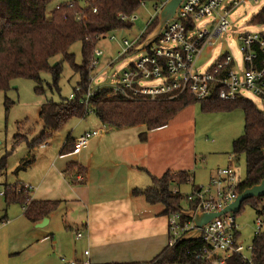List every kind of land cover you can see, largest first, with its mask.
Wrapping results in <instances>:
<instances>
[{
    "label": "trees",
    "instance_id": "16d2710c",
    "mask_svg": "<svg viewBox=\"0 0 264 264\" xmlns=\"http://www.w3.org/2000/svg\"><path fill=\"white\" fill-rule=\"evenodd\" d=\"M52 0H0V91L10 88L11 80L27 77L38 82L36 92L43 93L42 72L49 71L53 78V87L58 88L59 77L63 70L62 61H67L79 74V83L74 87L70 98L61 101L47 100L39 110L38 115L43 122L41 133L33 140L28 135L14 136L13 147L26 140L28 148L44 144L53 138L55 132L68 123L71 118L84 116L83 100L89 86L91 60L96 50V44L108 32L118 28H131L134 23L123 21L120 13L133 14L143 2L150 0H68L55 7L51 13L48 6ZM155 1V5H162V1ZM97 10L94 12L93 9ZM158 15L151 19L145 32L135 43L143 42L158 24ZM81 16L83 19H78ZM82 42V65L76 64L75 54L71 52V45ZM136 47L130 50L134 53ZM57 54L63 55V60L53 65L51 58ZM80 87V90L77 87ZM91 105L100 122L114 128L137 126L145 124L153 130L165 126L185 106L200 102L201 110L216 112L218 110H232L240 107L244 110V132L233 140V157L245 154L246 178L238 185V192L243 191L264 178V112L249 99L241 98L234 101L221 100L217 95L199 101L191 94L185 93L173 99H146L141 96L127 98L122 94H115L110 88H96L91 96ZM8 103V102H7ZM144 138V137H143ZM75 139L71 136L62 146V155H70L75 150ZM32 159H25L18 166L17 171L25 169ZM7 171L6 157L0 159V177ZM66 174L76 176L82 174L83 180H71V183H85V170L76 162H71ZM73 176V177H74ZM192 179L190 172L168 170L162 176H154L153 184L145 189H136L134 194H143L149 203L157 202L164 205V213L168 216L172 212L184 211L187 201L186 193L174 192L175 186L186 184ZM31 190L24 184L7 183L4 198L6 204L20 202L25 204L24 213L33 223L41 222L53 212L57 211L62 200H34ZM263 198L248 199L242 203L253 202L260 215H264V206L258 207ZM187 207L195 208L188 204ZM242 207V206H241ZM242 209V208H241ZM237 216V214H236ZM188 218L183 215V221ZM239 235V232L237 236ZM251 263L244 262L236 253L230 255L226 264H264V232L253 239ZM202 244L200 239H193L183 243L168 246L156 257L148 261L150 264L189 263L200 264V260L188 255L189 248H196ZM117 264V263H109Z\"/></svg>",
    "mask_w": 264,
    "mask_h": 264
},
{
    "label": "rangeland",
    "instance_id": "374dc122",
    "mask_svg": "<svg viewBox=\"0 0 264 264\" xmlns=\"http://www.w3.org/2000/svg\"><path fill=\"white\" fill-rule=\"evenodd\" d=\"M66 1L68 0H52L48 6L49 13ZM155 3L153 0L142 3L135 12L139 18L134 21L131 28H118L117 31L108 32L97 42V49H103L104 53L98 57L99 65L90 72L89 84L92 83L91 76L95 73L98 74L99 79L105 82L100 85L101 87L109 84L110 75L122 71L140 54V51H137L119 57V53L123 50L122 41L125 38L133 41L140 35L155 12ZM263 8L264 0L258 2L249 0L248 3L241 4L230 13L228 31L212 48L216 49V54L228 51L236 60H241L242 53L238 34L264 30V25L251 22L253 15L258 14ZM201 23L205 22L201 20ZM112 35L116 37L114 40H111ZM70 48L71 52L75 54L76 64L82 65V42H75ZM212 49L203 53L198 60L199 69L202 68V65L208 67L212 64L215 55ZM111 59H116L112 67L107 64ZM62 60L63 55L57 54L51 58L50 64L53 65ZM62 65L63 70L58 79V88L51 89L54 86L52 75L49 71H44L41 74L45 90L43 93L36 92L38 82L27 77L11 80L10 88L6 92L0 91V159L6 157L7 165L5 175L0 177V191L3 193L6 191L7 182L21 185L31 184L32 188L40 186L42 181L39 184L38 182L42 172L48 167L58 166L60 161L65 160L63 158H60V161L55 159L59 157L61 146L69 136L77 137L79 132L91 125H97L100 128L103 126L97 115L92 112L85 116L71 118L58 130L54 138L46 141L50 144L45 142L47 145L45 148H41V145L34 147L36 151H32V155L35 156L33 166L17 171L19 163L28 155L30 148H28L26 140L13 147L14 135H28L30 141L38 137L43 128L38 115L41 105L47 100L61 101L64 98H70L74 87L79 83V74L75 72L73 66L67 61H62ZM161 82L162 79L152 78L145 80L144 84L152 85ZM243 93L264 112V106L255 93L248 91H243ZM191 107L185 111L181 110L170 121V128L172 131H176L177 136L174 139H183L186 134L192 133L196 136L198 161L195 168H198L199 172L197 182L204 184V181L207 180L206 171L217 169L220 166H228L229 156L233 154V140L240 136L245 129L244 110L235 107L232 110L207 112L201 110L200 102L194 103ZM46 148L47 150H45ZM235 162L237 174L241 180H244L247 176L245 154L238 155ZM66 184L64 183L65 195L70 194L71 189L77 185L74 184L75 186L69 188ZM180 189L182 193L188 192L191 189V183L181 185ZM33 191L34 189L30 192L31 196H33ZM57 199H66V201L69 199L70 202L55 212L51 223L37 227L36 223L30 221L25 215V204L14 202L7 205L4 195H0V222L1 220L8 221L0 227V264H67L62 260V257L69 261L75 258V253L83 251L82 239L76 240L77 228H81L79 217L82 212L78 205H75L77 203L71 201L72 197H57ZM155 206L159 207L160 204ZM183 206L186 207V204ZM263 206L264 200L259 202L258 207ZM241 208L236 217L237 225H239L238 240L248 248L253 246V239L258 228V218L263 221L261 232H264V215H260L257 208L253 206V202L250 201L245 202ZM81 230L84 231L83 228ZM244 254L246 257L252 258L250 250L246 249Z\"/></svg>",
    "mask_w": 264,
    "mask_h": 264
},
{
    "label": "built area",
    "instance_id": "2783aa9c",
    "mask_svg": "<svg viewBox=\"0 0 264 264\" xmlns=\"http://www.w3.org/2000/svg\"><path fill=\"white\" fill-rule=\"evenodd\" d=\"M161 1L160 7L159 4L155 5V12L140 35L133 41L127 38L122 41L123 50L119 53V57L133 54L130 50L134 47H136L135 52L140 51V54L122 71L110 75V83L103 87L110 88L113 93H120L127 98L141 96L149 100L173 99L188 93L199 101L213 95H217L224 101H234L241 98L248 99L243 93L248 91L255 93L264 106V30L238 34L241 60H236L228 51L216 54V49H212L229 29V14L241 4L248 3L249 0H184L178 9V17L167 23L162 34L151 43L150 47L139 49V44L135 46V43L145 32L156 12H159L166 2V0ZM57 7L59 8L60 4ZM96 10V8L93 9L94 12ZM135 12L131 15L120 13V17L123 21L134 23L139 18ZM78 19L81 20L83 17L79 16ZM201 20L205 23H201ZM251 22L264 25V8L253 15ZM115 38L114 35L111 36V40ZM210 49L215 53L212 64L208 67L202 65L199 69L198 60ZM103 53V49L96 48L91 60L90 72L99 65L98 57H101ZM115 60L111 59L107 64L112 67ZM152 78L162 79V82L152 85L144 84L145 80ZM91 80L92 83L89 84L83 100L84 116L94 112L90 102L91 96L96 88H103L100 85L105 83L104 80L99 79L97 73L91 76ZM77 89L80 90V87L78 86ZM108 130L106 125L88 130L75 140V150L72 153L81 152L88 147L93 137L104 135ZM229 159L228 166L221 167L210 175L207 182L193 186L186 193L187 201L184 211L172 212L168 215L170 246L179 243L183 235L196 228L193 218L187 217L185 211L194 209L202 212H221L236 200L240 193L237 190L240 177L235 166L236 159L233 155H230ZM76 179L83 180L82 174H77ZM24 186L31 191L34 189L31 185L24 184ZM177 191L178 189L174 188V192ZM0 195L4 193L0 191ZM188 204L195 205V208L187 207ZM183 215L188 219L183 221ZM236 217L233 212H227L206 223L198 238L202 244L196 248H189L187 254L199 259L200 264H226L233 253L239 254L244 262L251 263L253 246L246 248L238 240L239 225H237ZM6 223H8L7 220H1L0 227ZM262 223V219L258 218L256 235L261 233ZM83 235L81 229L77 230L76 239H81ZM246 249L251 251L252 258L245 256ZM83 256V258H74L69 261L62 257V260L67 264H93L90 260V250H85Z\"/></svg>",
    "mask_w": 264,
    "mask_h": 264
},
{
    "label": "crops",
    "instance_id": "0c3cea01",
    "mask_svg": "<svg viewBox=\"0 0 264 264\" xmlns=\"http://www.w3.org/2000/svg\"><path fill=\"white\" fill-rule=\"evenodd\" d=\"M193 104L185 106L182 110L192 108ZM170 121L167 125L153 130L145 124L120 128L106 125L108 132L93 137L88 147L79 153L62 155L63 143L59 157L55 160H65L60 161L58 166L48 167L42 172L38 184L41 181L42 183L34 188L31 197L37 201L72 197L71 201H75L77 204H74L78 205L82 212L79 218L80 226L84 229L81 238L84 249L75 253V258H83V252L90 250V260L93 264H140L153 260L168 246L169 226L164 205L159 202L151 204L145 195L134 194V190L151 186L154 176L160 177L168 170H188L193 179L187 182L191 183V189L199 185V172L198 168H195L198 161L196 136L192 133L186 134L183 139H174L177 134L170 128ZM96 128L100 127L88 126L73 138L76 140L88 130ZM46 143L40 147L45 148ZM32 151H36L35 148H30L28 155L23 159H32L24 170L35 162ZM72 161L84 168L85 183H77L76 186V183H70L74 178L79 181L76 176L65 173ZM220 167L206 171L207 180L204 183ZM64 183L69 188L75 186L70 194H64ZM180 186L174 188L181 191ZM59 200H62L60 209L70 202L69 199ZM158 204L159 207L155 206ZM55 212L47 217L48 223L44 226L53 221ZM81 228L78 227L77 230Z\"/></svg>",
    "mask_w": 264,
    "mask_h": 264
},
{
    "label": "water",
    "instance_id": "95a60500",
    "mask_svg": "<svg viewBox=\"0 0 264 264\" xmlns=\"http://www.w3.org/2000/svg\"><path fill=\"white\" fill-rule=\"evenodd\" d=\"M184 0H166L161 9L159 10L158 15V24L153 29V31L147 36V38L139 44V49H146L150 47L151 43H153L163 32L167 23L178 17V9L183 3ZM264 154V148L262 149ZM264 197V178L257 184H254L252 187H248L241 191L235 201L230 203L225 207V209L221 212H208V211H196L194 209H190L185 211L186 216L193 218L194 224L196 226L195 229L190 230L188 233L183 235L179 239V243L187 242L189 240L198 239L202 234V228L206 223L211 221L212 219L221 216V214H225L227 212H233L237 214L241 210L242 203L248 199L253 198H263ZM48 223V218L45 217L41 223H38L36 226L41 227Z\"/></svg>",
    "mask_w": 264,
    "mask_h": 264
}]
</instances>
